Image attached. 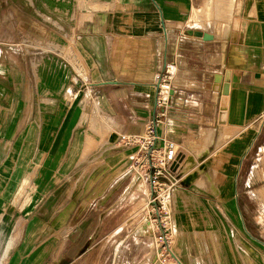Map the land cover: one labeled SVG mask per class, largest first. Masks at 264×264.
<instances>
[{
	"label": "crops",
	"instance_id": "1",
	"mask_svg": "<svg viewBox=\"0 0 264 264\" xmlns=\"http://www.w3.org/2000/svg\"><path fill=\"white\" fill-rule=\"evenodd\" d=\"M257 1L264 0H0V264L59 261L52 249L33 247L30 233L23 241L19 236L23 230H62L65 224L24 228L18 216L57 214L66 203L51 210L53 196L68 198L95 155L109 157L106 168L88 191L71 194H95L96 230L108 232L111 264H150L154 255L148 258L143 233L150 226L143 216L148 184L135 180L131 170L117 174L121 158L111 155L134 148L119 135H143L154 113L157 76L166 65L172 78L158 141L169 139L186 150L199 135L198 150L222 145V163L237 166L221 170L224 181H249L244 167L252 166L247 157L264 127V2ZM189 30L213 37L204 40ZM230 43L242 50L239 65L229 62ZM252 197V228L242 222L249 238L239 245L247 251H237L235 259L223 249L189 242L183 260L264 264V229L256 219L257 199L264 196ZM28 199L34 201L23 206ZM39 201L43 208L33 210ZM73 209L61 213L68 216ZM191 254L198 260H189Z\"/></svg>",
	"mask_w": 264,
	"mask_h": 264
},
{
	"label": "rangeland",
	"instance_id": "2",
	"mask_svg": "<svg viewBox=\"0 0 264 264\" xmlns=\"http://www.w3.org/2000/svg\"><path fill=\"white\" fill-rule=\"evenodd\" d=\"M262 2L264 1H257V4L260 6ZM217 32L220 34L221 31ZM228 36L229 31L226 35L219 37ZM231 45L230 43L229 47ZM236 48V46L229 48L228 59L230 63L239 65L243 62V55L242 50ZM230 54L233 56L230 57ZM248 136V134L245 135L246 142ZM198 137L199 135L191 138V143L186 145V150L181 148L179 162L172 165L165 176L161 178V185L157 188L158 193L152 194L150 183L146 181L149 195L143 216L150 226H145L147 229L143 233L145 234V243L148 245L146 251L151 252L149 257L154 255L150 264H191L188 261L185 262L181 256V251L187 252L189 242L197 246L208 244L216 249L219 248V253L223 249L230 258L235 259L237 251L248 250L247 247L242 248L239 245L240 240L249 238L247 232H244L242 222L244 221L247 227L252 228V196L264 193V127L260 134L258 132L247 157L246 163L252 164L250 168L244 167L245 170L247 169L245 174L249 178L247 183H236L234 177L225 182L227 177H222L221 170L232 172L236 170L237 166H233L231 161L222 163V156L226 153L222 151V145L207 148L206 152H202L204 147L198 150L200 147ZM200 139L202 140V137ZM177 144L182 147L181 144ZM133 147L129 154L124 153L117 157L111 155V160L121 158L122 167L118 169L117 174L131 170L133 177L132 166L136 164L139 155L137 153L138 145H133ZM258 147L261 150L256 152ZM108 158L95 155L93 156L94 161L87 160L85 172L79 178L77 186H70L68 198H64V194H61V196L63 195L62 199L60 194L53 196L52 207L51 205L49 207L51 210L55 209L57 205L60 207L61 202L66 203L63 209L59 208L57 214L30 213L18 216L19 221L24 224V228H31V226L39 228L44 224L49 226L50 224L53 226L65 224L62 230L39 229L27 232L23 230L19 236L20 241H23L25 233H30L35 244L33 247H37L43 253L47 247V251L52 249L50 253L59 254V261L53 264H111L109 259L113 248L108 241V232L103 229L96 230L99 222L98 211L92 212L95 194H71L76 190L79 193L88 191L92 187L93 181L98 178L100 171L106 168ZM205 174H210L209 179L205 178ZM260 195L264 196V194ZM32 201L34 200H26L23 206L29 207ZM25 203L27 204L25 205ZM43 206V202L39 201L33 210H41ZM72 207L74 209L70 215L61 213L66 208ZM256 212V219H261V227L264 229L263 198L257 199ZM125 234L126 231L122 230L119 236L124 237ZM195 238L198 239V243ZM129 242L130 240L126 243ZM151 244H153L152 250ZM125 249L126 247H122L120 250V260ZM138 259L140 258L138 257ZM188 259L196 261L198 257L191 254L188 255ZM119 264L126 263L120 262Z\"/></svg>",
	"mask_w": 264,
	"mask_h": 264
},
{
	"label": "built area",
	"instance_id": "3",
	"mask_svg": "<svg viewBox=\"0 0 264 264\" xmlns=\"http://www.w3.org/2000/svg\"><path fill=\"white\" fill-rule=\"evenodd\" d=\"M171 78L172 69L170 65H166L164 71L157 76L154 113L145 122L143 135L136 137L121 134L118 137L125 145H138L139 155L136 164L132 166L133 177L140 181H148L152 194L157 192V188L161 185V178L165 176L167 170L179 162L181 151V147L174 141L167 139L158 141L157 127L169 104Z\"/></svg>",
	"mask_w": 264,
	"mask_h": 264
},
{
	"label": "bare ground",
	"instance_id": "4",
	"mask_svg": "<svg viewBox=\"0 0 264 264\" xmlns=\"http://www.w3.org/2000/svg\"><path fill=\"white\" fill-rule=\"evenodd\" d=\"M199 23H200V21H199ZM205 23V22H204ZM203 28V27H202ZM229 72H230V70L229 69H227V71H226V73H225V75H224V79H223V81H222V85H221V88H222V95H221V108L223 109V110H225L226 108H227V100H228V92H229V81H228V77L230 76L229 75ZM220 82V81H219ZM216 85V84H215ZM216 87H218V84H217V86ZM225 120H224V112L223 111H221L220 112V122H224ZM202 152H206V150H204V151H202ZM201 152V153H202ZM183 158H184V156H183ZM181 163V162H180ZM179 163V164H180ZM178 164V165H179ZM178 167V166H177ZM194 175V174H193ZM206 175V174H205ZM209 175L210 174H207L206 176H205V178L207 177V179H209ZM260 194H264V193H260ZM153 245V244H152ZM172 252V251H171ZM148 258H149V255H148ZM147 258V259H148ZM178 260V259H177Z\"/></svg>",
	"mask_w": 264,
	"mask_h": 264
},
{
	"label": "water",
	"instance_id": "5",
	"mask_svg": "<svg viewBox=\"0 0 264 264\" xmlns=\"http://www.w3.org/2000/svg\"><path fill=\"white\" fill-rule=\"evenodd\" d=\"M189 33H193L194 35H197V36H201L204 40H210L212 39V35L207 33V32H202V31H198V30H189Z\"/></svg>",
	"mask_w": 264,
	"mask_h": 264
}]
</instances>
